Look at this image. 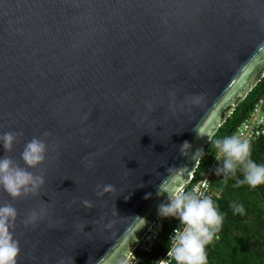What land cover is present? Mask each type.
Instances as JSON below:
<instances>
[{
	"label": "water",
	"instance_id": "water-1",
	"mask_svg": "<svg viewBox=\"0 0 264 264\" xmlns=\"http://www.w3.org/2000/svg\"><path fill=\"white\" fill-rule=\"evenodd\" d=\"M263 78L264 0H0V135L23 134L0 157L48 146L39 194L0 189L17 264H120Z\"/></svg>",
	"mask_w": 264,
	"mask_h": 264
},
{
	"label": "clouds",
	"instance_id": "clouds-1",
	"mask_svg": "<svg viewBox=\"0 0 264 264\" xmlns=\"http://www.w3.org/2000/svg\"><path fill=\"white\" fill-rule=\"evenodd\" d=\"M21 135L23 134L12 131L0 135V142H2L5 153L13 150L17 138ZM197 135L203 136L202 131H197ZM210 141L217 150L216 159L221 161V165L215 169L217 176L222 175L225 182L230 176L236 177L237 186L247 184L255 189L264 185V164H257L251 158L249 139L242 138L241 135H232ZM191 148L192 145L185 141L180 150L184 155H188ZM47 151L48 146L45 140L33 137L25 144L21 153V159L26 167L7 154L0 157V189L8 193L13 200L22 196L39 194V190L45 184V178L29 169H35L41 165L46 160ZM203 154V149H198L195 156ZM169 171L172 170L169 169ZM238 173H242V179L238 178ZM190 182L178 185L163 182L160 186L158 194L166 192L167 202L159 205V215L177 217L181 227L174 230L167 259L159 260L158 264H172V262L175 264H208L206 248L214 239H219L218 233L223 227L224 215L219 211L212 197L206 194L209 188L208 181L199 182L190 190H186ZM96 189L98 196L116 191L115 186L111 184H98ZM83 204L87 208L93 207L88 200H84ZM232 209L235 214H245L243 204L233 203ZM38 217L39 213L32 210L24 223L26 225L35 223ZM17 218L18 210L11 202L0 205V264H17L20 252L19 241L15 238ZM139 219L142 220L141 226H143L146 221L143 218ZM108 227H111V224ZM136 259L135 254L130 251L126 254L122 264H132Z\"/></svg>",
	"mask_w": 264,
	"mask_h": 264
},
{
	"label": "trees",
	"instance_id": "trees-1",
	"mask_svg": "<svg viewBox=\"0 0 264 264\" xmlns=\"http://www.w3.org/2000/svg\"><path fill=\"white\" fill-rule=\"evenodd\" d=\"M263 96L264 78L242 101L234 105L232 113L218 128L211 140L232 136L237 126L249 116L255 103ZM250 143L251 158L257 164H264V135ZM216 151L209 141L201 156V162L193 178L194 181L208 171ZM220 165L221 162L216 168ZM238 178H243L242 173H238ZM212 180L217 190L222 192L221 197L215 203L224 215V223L218 233L219 239H214L213 243L206 248L208 264H264V185L255 189L247 184L237 186L236 177L230 176L225 182L223 176H217L215 171ZM233 203L243 204L245 214H235L232 209ZM177 219V217L160 216L159 222L162 229L158 237L149 240L146 248L135 249V254L139 258L138 264H148L159 253L167 249V235ZM131 248L132 246L129 244L124 253Z\"/></svg>",
	"mask_w": 264,
	"mask_h": 264
},
{
	"label": "built area",
	"instance_id": "built-area-1",
	"mask_svg": "<svg viewBox=\"0 0 264 264\" xmlns=\"http://www.w3.org/2000/svg\"><path fill=\"white\" fill-rule=\"evenodd\" d=\"M233 135H241L242 138H247V139L250 140V142L257 140L258 138H260L261 136L264 135V96L261 97L255 103V105L253 106L249 116L237 126V128H236L235 132L233 133ZM220 162L221 161H218L216 159V154H215L214 159H213L208 171L202 177L198 178L196 181L191 180V182L187 184V189L186 190H190L193 185H196L199 182L207 180L208 183H209V188H208L206 194L210 195L212 197V199L214 200V202H216V200L221 197L222 192H221V190H217V188L215 187V184H214V182L212 180V176H213V173H214V171L216 169V166ZM177 227H181V223H180L179 219H177L175 224L172 226V228L168 232V235H167V238H168L167 249L164 252L159 253L148 264H158L159 260L167 259V253H168L169 247H170V240H171V237L174 235V230ZM161 229H162V225H161V223L159 222V219H158L148 229V231L141 238L140 242L138 244H136L131 251L135 254V249L136 248H138V247L146 248L147 242L149 240L156 239L158 237L159 232L161 231ZM135 256H136L137 259L134 260L132 262V264H138V262H139L138 256L136 254H135ZM120 264H122V262Z\"/></svg>",
	"mask_w": 264,
	"mask_h": 264
}]
</instances>
